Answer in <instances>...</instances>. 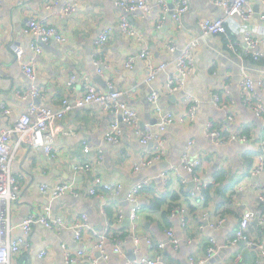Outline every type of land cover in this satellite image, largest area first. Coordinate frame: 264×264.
Returning <instances> with one entry per match:
<instances>
[{
	"label": "crops",
	"instance_id": "crops-1",
	"mask_svg": "<svg viewBox=\"0 0 264 264\" xmlns=\"http://www.w3.org/2000/svg\"><path fill=\"white\" fill-rule=\"evenodd\" d=\"M51 1L54 7L48 10L46 5ZM164 1L172 3L174 0ZM55 2L0 0V131L13 128L33 104L56 110L64 100L75 103L84 95L86 86L102 91H108L109 84L124 91L136 87L127 102L138 112L141 124L159 121L150 103L153 90L159 93L165 113L184 114L187 95L195 96L200 101V108L194 123L175 124L166 130L163 137L168 145L167 156L141 167L139 172L135 171V164L154 154L156 145L142 144L135 131L126 126H123V136L118 143L108 142L106 133L112 116L100 105L75 109L55 122L60 131L53 145L55 158L14 135L11 140L12 169L19 192L18 201L12 205L11 221L15 227L12 237L22 239L24 244L11 264H21L27 256L26 264H67L66 253L75 254L78 250L85 254L77 264H89L93 258L95 239L86 241L89 231L84 233V242L75 241L72 229L53 231L36 225L32 234L24 233L20 227L24 220L39 216L47 207L61 216L69 228L78 223L83 214L99 233H104L107 223H111L106 245L111 258L103 264H129L130 255L137 259L162 256L170 264H199L205 260V264L210 260L214 261L212 264H264L259 247H249L244 242L230 244L243 214L247 210L258 213L264 210V203L259 199L264 196V167L254 174L258 167L257 157L263 153L264 87L256 89L259 100L256 102L262 107L260 115L244 104L242 95L245 75L254 82L264 81V72L250 73L243 67L244 60L251 59L243 53L246 46L244 33L250 30L264 34V0L252 2L254 14L248 23L236 16L227 18L213 0H188L189 9L180 24L160 5V0H148L152 8L150 14L127 12L117 4L118 0H80L75 11L67 16L61 10L73 0ZM122 17L128 18L144 42L124 35L120 28ZM32 18L48 20L66 41L53 40L47 48L43 47L41 54H36L33 44L37 40L25 32ZM224 18L227 19L226 35L203 34L201 22ZM107 29L111 30V35L108 43L101 47L97 41ZM200 37L185 89L170 93L168 78L176 74L173 62L179 52L170 53L166 48L167 41L174 40L182 49ZM230 43L234 49L230 48ZM143 50L148 51L149 57H139ZM100 57L104 58V63L102 73L98 74L94 61ZM130 57H136V62L132 68H127ZM168 62L172 64L166 70L152 82L146 81L151 63ZM28 64H34L31 66L36 68L34 81L23 70ZM259 64L264 66V63ZM32 86L41 89L43 99H24L19 95ZM209 123L225 136L223 138L233 134L245 137L247 142L218 147L206 134ZM186 154L203 158L201 178L219 177L208 188H211L209 199L205 202L191 199L189 194L195 191L196 185L190 184L194 182L185 185L178 176L180 173L186 180L191 178L181 166ZM77 163H90L93 169L90 173H77L74 170ZM165 171H170L168 178L163 176ZM96 177L109 183H121L127 189L151 180L141 193L142 209L136 228L131 221V225L125 221L134 204L125 199L114 202L108 196L103 200L90 195ZM61 183L72 184L78 194L50 200L39 192L41 184L54 187ZM173 196L178 200L172 205ZM157 199L163 200L158 210L151 205ZM177 203L188 207L185 223L181 222L180 216H172L173 210L169 214L170 206L173 208ZM120 212L125 215L123 220L119 219ZM220 221L222 225H219ZM259 227L251 225L249 232L264 244V233H259L263 232L264 225L261 231ZM132 235L141 238L138 251ZM146 238H150L154 246L146 244ZM173 240L177 246L173 245ZM213 242L219 249L209 258ZM117 246L124 256L113 253ZM43 251L47 255L40 258Z\"/></svg>",
	"mask_w": 264,
	"mask_h": 264
},
{
	"label": "built area",
	"instance_id": "built-area-1",
	"mask_svg": "<svg viewBox=\"0 0 264 264\" xmlns=\"http://www.w3.org/2000/svg\"><path fill=\"white\" fill-rule=\"evenodd\" d=\"M58 4L60 0H54ZM80 0H73L72 3L63 6L61 12L64 16L71 15L76 8L77 2ZM253 1L263 0H213V3L221 7L226 13L227 18L238 17L244 23H248L253 17ZM49 3V4H48ZM46 8L48 10L54 7L53 2H48ZM117 4L126 10L127 12L142 11L144 14H150L152 8L148 0H118ZM169 2L160 0V5L168 12L170 11ZM175 5L173 11V18L177 23H181L183 15L189 9L188 0H174ZM264 19V16H262ZM227 19H218L215 21L205 20L201 22V29L204 35L212 34H227ZM160 27V26H158ZM120 28L124 35L128 38L136 39L137 42H144V38L140 32L135 29L131 22L126 17H122L120 22ZM25 32L33 35L37 40L33 44V49L36 54H41L43 47L39 44H49L53 40L57 42H65L66 38L62 33L53 25L49 24L48 20H41L39 18H32L28 21ZM111 35V30L107 29L103 31L98 38L97 44L104 46L108 43ZM245 49L244 55L251 57L254 61L259 62L264 59V34L254 33L247 30L243 35ZM200 38H195L185 45L182 49H179L174 40L169 39L166 43V48L170 53L179 52L178 57L173 63L176 65V74L169 76L167 88L170 93H177L185 89L188 78L193 70L194 63V50L200 44ZM230 48L234 49L232 43L229 44ZM140 58L149 57L147 50H143L139 54ZM136 62V57H130L126 63L127 68H132ZM104 63V58H96L94 65L97 67L98 74L102 73L101 66ZM172 63H161L154 65L151 63L148 72V82H152L158 74L166 70ZM34 64H28L23 66V70L28 78L34 81L37 78V71ZM242 95L244 104L255 110L259 115L262 112L261 105L256 102L258 100L256 96V89L264 87V81L258 80L254 82L249 76L245 75L242 82ZM137 88L130 90L116 89L112 84L108 85V91H102L95 87L86 86L84 95L79 98L75 103L69 100H64L62 105L53 110L46 106H40L33 104L29 107L28 112L23 114L13 128L0 131V264H11L12 258L19 254L21 247L24 244L22 239L12 237V233L15 227L11 221L12 205L18 201L19 186L17 179L13 176L12 164L14 161V153L11 149V140L14 135H19L21 140H27V142L34 148H42L45 153L55 158L53 153V145L59 134V128L55 125V122L62 120L67 114L71 113L75 109H81L89 105H100L103 110L112 116V121L109 130L106 133V140L110 143H118L123 136V126L132 128L139 141L144 145L154 144L156 150L150 157H143L138 163L135 164V171L139 172L141 167L150 166L159 162L167 156L168 145L166 143L163 134L169 127L175 124L190 125L194 123L196 115L200 108V101L193 95H187L185 99V105L187 111L179 116H175L172 113H165L163 111L161 97L156 90H153L150 94V103L155 114L158 115L159 121L156 123L141 124L139 114L136 110L131 108L127 102V98H130ZM24 99H43L42 91L39 87L32 86L25 94H19ZM259 101V100H258ZM7 113L10 114L9 111ZM206 134L211 138L212 142L218 147L228 146L235 142L244 143L247 142L245 137H239L237 135H229L223 138L221 132L214 129L213 124L209 123L206 128ZM225 137V136H224ZM28 138V139H26ZM263 153L257 157V165L255 173H259L264 167V142ZM203 165V158L201 156L192 157L189 154L184 155L181 160V166L191 176L190 179H184L183 176L178 173L183 184L187 185L190 182L196 184L194 192L189 194L191 199H197L200 202H205L206 191L209 186L215 184L214 179L204 180L201 178L200 169ZM92 165L89 163H77L74 165V170L77 173H90L92 171ZM170 171H165L163 176L169 177ZM150 179L144 180L139 184L127 189L121 183H109L100 177H96L94 185L90 188L89 193L92 196L102 198L103 200L108 198L114 202L121 201L122 199L134 204L129 213V219L133 224V228L137 227V223L140 218L141 204L140 198L143 190L149 185ZM39 192L49 198L50 200H56L66 195H77L78 192L74 190L72 184L61 183L54 187H49L47 184H41L39 186ZM259 199L264 203V196H259ZM188 207L181 206L176 208L172 212V216H180L181 222L185 223V215L187 214ZM258 217V212L253 210H247L235 231V234L230 244H238L244 242L247 246H257L262 252L264 258V244H262L256 238L250 235L249 227L252 225ZM125 215L120 212L119 219L123 220ZM208 216H205V220ZM224 221V220H223ZM223 222L220 221L219 225ZM36 225H40L43 228L53 231H62L64 229H72L74 232V239L77 242H84V233L89 231V237L87 242H91L92 238L95 239L93 245V258L89 264H103L111 258V254L107 252L106 245L109 240L111 232V223H107L104 233H99L89 225V218L86 214H83L81 220L74 224L71 228L66 226L64 219L61 216L55 215L50 207L45 208V211L39 216H30L24 220L20 225L26 235H30ZM258 225H264V213L258 218ZM135 243V248L138 251L141 243V238L132 235ZM172 237V233H169ZM145 243L154 246L153 241L150 238H146ZM175 245V241H172ZM160 250H163V246L159 244ZM219 249V246L213 242V245L209 248V258L214 255ZM113 253L119 256H124L119 246L113 249ZM85 251L78 250L75 254L69 252L66 253L67 264H77L79 259L83 257ZM47 255L46 251L40 254V258ZM205 261H201L199 264H205ZM129 264H170L166 262L162 256H157L154 259H134ZM195 264V263H192Z\"/></svg>",
	"mask_w": 264,
	"mask_h": 264
},
{
	"label": "water",
	"instance_id": "water-1",
	"mask_svg": "<svg viewBox=\"0 0 264 264\" xmlns=\"http://www.w3.org/2000/svg\"><path fill=\"white\" fill-rule=\"evenodd\" d=\"M169 6H170V11H169V13H170V15L171 16H173V11H174V8H175V5L173 4V2L172 3H170L169 4ZM41 46L42 47H44V48H47V44H45V43H41ZM243 67L245 68V70L246 71H248V72H250V73H261V72H264V66L263 65H261V64H259V63H257V62H254L253 60H251V59H246V60H244V62H243ZM101 69H102V66L100 67ZM97 79V81L98 82H100L101 83V81H100V79L99 78H96ZM101 84H103V83H101ZM103 85H105V84H103ZM193 187L196 185L195 183H190ZM262 213H264V210H262V212H259L258 213V217H257V219L254 221V222H252V225H254V226H257L258 225V218L259 217H261L263 214ZM126 220V224L127 223H130V225H131V222H130V219H129V213L127 214V216H126V218H125ZM135 256H133V255H130L129 256V261H133L134 259H136V257L134 258ZM28 260V256L27 257H24L23 258V261H22V263L21 264H26V261ZM211 261V262H210ZM209 262H207V264H212L214 261L213 260H210Z\"/></svg>",
	"mask_w": 264,
	"mask_h": 264
},
{
	"label": "trees",
	"instance_id": "trees-1",
	"mask_svg": "<svg viewBox=\"0 0 264 264\" xmlns=\"http://www.w3.org/2000/svg\"><path fill=\"white\" fill-rule=\"evenodd\" d=\"M251 58V57H250ZM251 60H252V58H251ZM258 63H264V59H262V60H260ZM214 180H215V183L217 182L216 180H219V177L218 176H215L214 177ZM210 187V186H209ZM211 189V188H210ZM210 189H207V191H206V193H205V195H206V200H208L209 199V191H210ZM174 198H173V203H172V205L175 203V201H177L178 200V198H176L177 196H173ZM163 203V200H155L154 201V205L151 203V205L153 206V209H154V207L158 210V209H160V206H161V204ZM181 205L182 204H176L173 208L170 206V208H169V214L171 213V211L173 210H175L176 208H180L181 207ZM261 230H263V227L262 226H260L259 227V231H261ZM260 234H262L263 235V233H264V230H263V232L261 233V232H259Z\"/></svg>",
	"mask_w": 264,
	"mask_h": 264
}]
</instances>
